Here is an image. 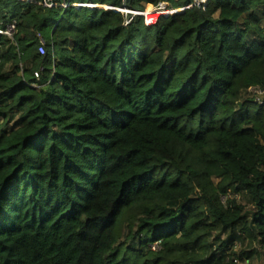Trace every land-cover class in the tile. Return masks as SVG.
I'll list each match as a JSON object with an SVG mask.
<instances>
[{"label": "trees", "instance_id": "1", "mask_svg": "<svg viewBox=\"0 0 264 264\" xmlns=\"http://www.w3.org/2000/svg\"><path fill=\"white\" fill-rule=\"evenodd\" d=\"M14 20L0 33V264H237L246 238L264 252V99L239 101L264 87V0H205L150 26L0 0V29ZM231 190L253 210L224 203Z\"/></svg>", "mask_w": 264, "mask_h": 264}, {"label": "built area", "instance_id": "2", "mask_svg": "<svg viewBox=\"0 0 264 264\" xmlns=\"http://www.w3.org/2000/svg\"><path fill=\"white\" fill-rule=\"evenodd\" d=\"M25 3H31V4H36L45 8H66L69 6H74V7H81V6H87V7H101L105 9H113L116 11H120L121 13L127 14L131 13L133 16L135 15H140L143 16L145 24L146 25H153L155 24L161 15H167V14H172L176 11H179L182 8H168L166 2H160L158 5H152L148 4L150 7H146L143 10H134V9H128L125 6H114V5H108V4H101V3H96L92 1H72V0H19ZM205 0H202L200 2H203ZM196 2V3H200ZM100 5V6H99ZM195 4H190L186 7H191ZM157 16V18L155 17ZM16 28V21L14 20L13 22L9 23L5 29H0V33H3L7 36H12L13 32L15 31ZM44 46L45 42L43 39H41L40 47L39 49L41 50L42 53H44ZM36 77H40L39 72H35ZM248 93H250L252 96L255 97V100L259 103H263L264 99V87L259 86V85H252L247 88ZM158 247L157 243L153 245V249H156ZM234 262L239 263V259L234 257Z\"/></svg>", "mask_w": 264, "mask_h": 264}, {"label": "rangeland", "instance_id": "3", "mask_svg": "<svg viewBox=\"0 0 264 264\" xmlns=\"http://www.w3.org/2000/svg\"><path fill=\"white\" fill-rule=\"evenodd\" d=\"M196 1L200 2L202 0H196ZM196 1L194 3H192V4H195V5L199 4V3H196ZM146 7L149 8L150 6L146 5ZM184 7H186V6H184ZM97 8H101V7H97ZM55 13H57V15L55 16L56 19L59 20L60 19L59 16H60L61 12L55 11ZM9 37H11V36H9ZM56 50H57V54L60 55L61 52L59 51V47L58 46L56 47ZM39 52L42 53L40 49H39ZM34 70H35L34 71V75L35 76H36L35 72H39L40 73V70L38 68L37 69L35 68ZM247 91H248V89H244V88L241 90L240 96H239V101L240 100L243 101V100L252 98L251 94L248 93ZM178 149L184 151L185 153H187V149L184 148V147H180ZM190 156H191V154H189L188 157L192 161L193 165L195 167H198V168L201 169L200 165L198 163H196V161L192 160V157H190ZM202 168H204V170L206 172V175H204V176L199 178L200 182L204 183L205 180H206L205 176H209L214 181V183L218 184L220 179L213 172V167L212 166H207L205 164H202ZM207 168L210 169V170L208 171ZM228 198L236 199V201L238 203H240V204H242L244 206L245 211H249L250 212L251 210H253V205L251 203V200H250L248 194L243 192V191H239V192H236L234 190L229 191L228 195L223 197V202L226 203ZM234 249L236 250L235 253H237V254L243 253V256L245 258L244 260L239 261V263H237V264H263V262H264L263 248L258 244V242L256 240H254L252 238H246L245 240H243L242 244H240L238 242L236 244V246L234 247Z\"/></svg>", "mask_w": 264, "mask_h": 264}, {"label": "water", "instance_id": "4", "mask_svg": "<svg viewBox=\"0 0 264 264\" xmlns=\"http://www.w3.org/2000/svg\"><path fill=\"white\" fill-rule=\"evenodd\" d=\"M196 2H197V1H196ZM185 8H189V7H185ZM185 8H182V9H180L179 11L184 10Z\"/></svg>", "mask_w": 264, "mask_h": 264}]
</instances>
